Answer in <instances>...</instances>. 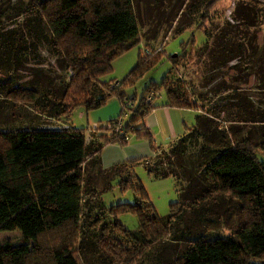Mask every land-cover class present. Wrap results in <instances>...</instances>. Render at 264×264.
I'll return each instance as SVG.
<instances>
[{
  "label": "trees",
  "instance_id": "1",
  "mask_svg": "<svg viewBox=\"0 0 264 264\" xmlns=\"http://www.w3.org/2000/svg\"><path fill=\"white\" fill-rule=\"evenodd\" d=\"M217 1L205 4L197 27H203L210 19V8ZM29 10L36 19L28 28L33 38L27 41L24 31L20 39L13 32L4 36L0 48L7 60L12 56L20 59L37 54L42 45L57 56L61 68L68 74L60 79L58 87L44 93L34 84L0 80V89L7 100L40 105L43 112L60 117L70 115L77 104L93 108L117 94L122 98L123 111L134 112L131 123L125 127L128 134L135 130L151 142L154 151L151 160L154 161L150 163L145 158V163L149 174L157 177L175 175L172 170L159 169L158 162H163V157L169 154L165 146L155 143L145 123L146 116L157 107L154 99L161 89L167 94L166 106L200 109L198 123L187 126V131L171 147L172 152L176 149L184 152L188 142L198 140L203 134L212 135L213 114L191 98L180 75L176 82L166 75L160 85L148 86L138 106L125 103L124 84L161 60L166 53L163 46L152 48L147 56L141 55L137 67L126 79L118 80V84L102 79L112 70L117 55L141 41L140 18L134 0H30ZM236 12L243 24H255L251 2L238 5ZM241 36H247L246 32ZM182 43L181 52L168 55L173 66L188 58L189 44H194L195 39ZM255 45L253 35L246 42L222 39L217 44L219 60L224 62L244 51L252 62ZM205 47L206 43L202 50ZM263 82L264 70L260 76V83ZM254 110L250 107V112ZM121 118L112 119V126L102 127L105 129L101 134L92 135V130L90 138L83 129L68 125L63 128H0V232L19 228L26 239L19 243L0 242V264H85L81 254L84 226L95 229L94 246L109 264H136L147 247L170 235L173 224L186 209L185 203L199 204L223 194L238 199L243 214L241 227L226 236L210 237L204 233L196 236L170 264H264V159L258 155L259 151H264V139L234 138L233 130L220 131L216 121L215 131L220 132L218 145L206 150V157L198 160L208 183L201 187L198 180L182 192L183 199L193 194L191 200L176 201L170 214L161 215L142 182L136 175L129 174L121 180V186L132 185L139 195L138 201L119 202L108 209L102 207L101 202L93 215L90 210H84V185L88 175L95 168L107 169L101 162L104 146L118 140L122 144L128 141L114 131V125ZM107 129L112 132L108 134ZM126 164L127 161L116 163L109 170ZM196 188L199 190L192 192ZM103 209L110 215L109 220H103ZM125 211L138 215L140 230L137 233L118 219V214Z\"/></svg>",
  "mask_w": 264,
  "mask_h": 264
},
{
  "label": "rangeland",
  "instance_id": "2",
  "mask_svg": "<svg viewBox=\"0 0 264 264\" xmlns=\"http://www.w3.org/2000/svg\"><path fill=\"white\" fill-rule=\"evenodd\" d=\"M208 1L211 0H134L140 18L141 41L117 55L113 60L112 70L103 75L102 79L113 80L116 85L118 80L126 79L137 67L141 55L147 56L145 53L147 47L152 50L163 46L166 53L161 60L124 84L125 103L131 102L135 107L138 106L148 86L160 85L166 75L176 82L177 76L180 75L184 79L181 78L180 81L186 85L191 98L198 100L201 108L205 107L213 114L212 135L203 134L198 140L188 142L184 152L179 149L172 152L171 147L177 138L171 141V138H164L161 133H155L153 136L155 143L165 146L169 154L163 157V162H158L159 169L172 170L175 174L164 177L150 175L147 170L145 158L152 154L148 138L131 130L127 143L122 144L119 140L110 142L125 147L126 154L132 155L123 157L127 164L120 168L109 170L112 165L104 170L95 168L89 175L87 171L85 172V175H88L84 185L83 201L86 212L90 210L92 215L96 214L97 205L100 207L101 202L102 207L108 209L119 202L138 201L139 195L132 185L126 188L121 186V180L132 174L145 186L158 213L167 216L174 202L191 200L193 194L187 195L184 199L182 195L190 184H195L199 180L198 185L203 187L208 183L202 175L203 166H199L198 160L206 157V150L218 145L220 132L215 131L216 122L219 124V130L222 129L220 131L233 130L234 138L250 136L255 141L264 139V82L260 83V76L264 70V0H218L210 8V19L199 28L197 25ZM247 2L254 6L253 15L256 19L254 25L243 24L238 19L236 12L238 5ZM29 8L30 0H0V42L11 32L16 33L20 39L22 31L26 33L27 41L32 40L28 28L34 25L36 19ZM244 31L247 34L245 37L241 36ZM251 35L256 42L252 62L245 56L244 51L241 55L233 56L224 62L219 60L221 54L217 50V44L222 39L236 38L246 42ZM191 38L195 39V43L189 44L188 58L180 65L173 66L168 55L181 52L182 42ZM205 43L207 47L202 50ZM36 52L38 53L20 59L12 56L8 61L0 48V80L34 84L40 87L41 93L58 87L60 79L68 72L61 68V62L47 47L41 45ZM49 79H52V82ZM5 97V92L0 89V128H63L68 125L83 129L90 138L92 130L94 131L92 135L103 133L105 128L102 127H107L112 119L122 117L123 125L127 127L134 113L128 109L123 111L122 98L117 94L109 96L103 104L93 108H87L82 103L77 104L70 115L60 117L43 112L40 105L15 102ZM166 100L167 94L161 89L154 99V104L160 107L165 105ZM250 107H253L255 112H250ZM198 113L195 108L183 110V118L189 127L198 123ZM137 121L141 124V121ZM106 131L108 134L112 132L110 129ZM114 131L118 134L116 130ZM204 145L206 146L203 147ZM120 147L115 150L118 155ZM111 148H107L106 157ZM258 155L264 159V151H259ZM90 161L91 159L87 162ZM150 161L153 163L154 160ZM91 170L92 168L90 172ZM198 190L196 188L192 192ZM185 204L186 209L181 218L173 224L170 235L147 247L143 257L136 264H170L175 257L185 251L196 236L202 233L210 237L233 234L243 222L240 203L237 198L230 195H217L199 204L192 202ZM102 212L103 220L111 218L106 210L103 209ZM118 219L132 232L137 233L140 230L139 218L135 212H121ZM83 228L85 234L82 236L81 254L85 264H109L94 246L95 229L90 230L87 226ZM89 233L92 234L91 237ZM6 240L19 243L26 239L23 232L16 228L0 232V242Z\"/></svg>",
  "mask_w": 264,
  "mask_h": 264
},
{
  "label": "crops",
  "instance_id": "3",
  "mask_svg": "<svg viewBox=\"0 0 264 264\" xmlns=\"http://www.w3.org/2000/svg\"><path fill=\"white\" fill-rule=\"evenodd\" d=\"M187 107H171V106H160L156 107L149 112V114L145 118V123L149 128L150 132L154 136L155 133H161L164 138L176 139L180 137L187 131V122L183 118V110ZM200 111V109H196ZM67 126V125H66ZM157 127V130H155ZM189 127V126H188ZM155 140V139H154ZM113 147V148H111ZM120 145L117 143H110L104 146L101 153V162L104 168H108V166L115 165L116 163H120L124 161L123 157L131 156L132 154H126L125 147H120L119 155L116 153V148H119ZM107 148H111L107 157L106 150ZM138 148V147H137ZM118 157L119 159L117 160ZM154 157V151L152 150V154L146 156V160H151ZM117 160V161H116ZM115 163L111 164L112 162Z\"/></svg>",
  "mask_w": 264,
  "mask_h": 264
},
{
  "label": "built area",
  "instance_id": "4",
  "mask_svg": "<svg viewBox=\"0 0 264 264\" xmlns=\"http://www.w3.org/2000/svg\"><path fill=\"white\" fill-rule=\"evenodd\" d=\"M146 54H150L151 53V49L149 47L146 48V51H145ZM118 84V81L117 83ZM148 99H151V97H148ZM129 103V102H128ZM129 105H133L131 102L129 103ZM134 106V105H133ZM109 127L112 126L111 123H109L108 125ZM114 129L118 132V135L121 136L122 138L124 139H127L129 140L130 136L126 130V128L124 127L123 125V121L120 120L118 121L115 125H114Z\"/></svg>",
  "mask_w": 264,
  "mask_h": 264
}]
</instances>
